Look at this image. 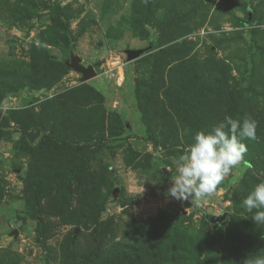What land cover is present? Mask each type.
Instances as JSON below:
<instances>
[{
  "label": "rangeland",
  "instance_id": "obj_1",
  "mask_svg": "<svg viewBox=\"0 0 264 264\" xmlns=\"http://www.w3.org/2000/svg\"><path fill=\"white\" fill-rule=\"evenodd\" d=\"M246 115L256 139L216 192L168 196L196 132ZM249 169L264 173V0H0V264L264 257Z\"/></svg>",
  "mask_w": 264,
  "mask_h": 264
},
{
  "label": "clouds",
  "instance_id": "obj_2",
  "mask_svg": "<svg viewBox=\"0 0 264 264\" xmlns=\"http://www.w3.org/2000/svg\"><path fill=\"white\" fill-rule=\"evenodd\" d=\"M258 122L251 116L241 121L225 116L211 131H198L194 142L175 161L168 196L177 201H201L216 192L218 185L243 161L245 139H256ZM242 205L257 224H264V183L254 186ZM255 210V211H254ZM245 264H264V257Z\"/></svg>",
  "mask_w": 264,
  "mask_h": 264
},
{
  "label": "water",
  "instance_id": "obj_3",
  "mask_svg": "<svg viewBox=\"0 0 264 264\" xmlns=\"http://www.w3.org/2000/svg\"><path fill=\"white\" fill-rule=\"evenodd\" d=\"M144 53L143 50L139 51H127V61L128 63L136 61ZM67 66L73 69L76 73L82 75V82L87 83L91 80H94L97 77V72L93 67L85 68L81 65V61L78 58H73L72 62L67 64ZM227 216L224 215L221 218L217 219L215 222L220 224L226 220Z\"/></svg>",
  "mask_w": 264,
  "mask_h": 264
},
{
  "label": "trees",
  "instance_id": "obj_4",
  "mask_svg": "<svg viewBox=\"0 0 264 264\" xmlns=\"http://www.w3.org/2000/svg\"><path fill=\"white\" fill-rule=\"evenodd\" d=\"M121 122L122 123H126L125 121V118H123L122 116H121ZM87 168V166H85V169ZM84 169V170H85ZM65 172H68V171H65ZM249 172L250 173H252V174H254V175H257L258 177H260L261 179H264V173H262V172H260V171H257V170H254V169H249ZM60 173H61V171H60ZM71 175H72V173H71Z\"/></svg>",
  "mask_w": 264,
  "mask_h": 264
}]
</instances>
